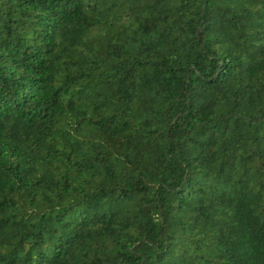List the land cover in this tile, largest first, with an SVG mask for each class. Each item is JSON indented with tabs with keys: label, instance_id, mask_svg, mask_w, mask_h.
Masks as SVG:
<instances>
[{
	"label": "trees",
	"instance_id": "1",
	"mask_svg": "<svg viewBox=\"0 0 264 264\" xmlns=\"http://www.w3.org/2000/svg\"><path fill=\"white\" fill-rule=\"evenodd\" d=\"M0 264H264V0H0Z\"/></svg>",
	"mask_w": 264,
	"mask_h": 264
}]
</instances>
